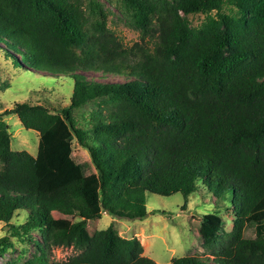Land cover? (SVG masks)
Wrapping results in <instances>:
<instances>
[{"label": "trees", "instance_id": "1", "mask_svg": "<svg viewBox=\"0 0 264 264\" xmlns=\"http://www.w3.org/2000/svg\"><path fill=\"white\" fill-rule=\"evenodd\" d=\"M118 9L140 33L131 47L97 0H0L13 67L71 84L60 110L23 101L0 112L2 229L40 234V255L23 264H49V247L78 251L56 264H156L136 238L98 230L102 214L141 220L147 195L179 194L184 209L202 189L220 208L188 225L209 253L169 264H264V0H119ZM195 15L197 28L186 19ZM96 102L87 117L72 114ZM8 115L38 134L35 156L11 150ZM74 142L88 161L74 158ZM53 213L72 224L55 229ZM11 247L0 238V257Z\"/></svg>", "mask_w": 264, "mask_h": 264}, {"label": "rangeland", "instance_id": "2", "mask_svg": "<svg viewBox=\"0 0 264 264\" xmlns=\"http://www.w3.org/2000/svg\"><path fill=\"white\" fill-rule=\"evenodd\" d=\"M97 1L108 14L106 27L114 33L124 47H131L140 41L139 31L130 27L119 11V0ZM186 19L191 27L197 28L203 22L204 16H187ZM5 52L4 45L0 43V112L11 110L14 103L23 101L44 105L55 110H60L69 104L70 83L43 81L36 73L32 75L27 70L15 69ZM93 76L97 79L100 77L99 75H89L88 77ZM103 81L123 82L122 79L114 76L105 77ZM5 86H9V88L5 89ZM97 104L98 102L87 105L73 111L72 114L78 120L87 117L97 111L99 106ZM4 122L12 137L11 150L26 151L35 156L38 134L25 130L15 115L4 117ZM72 151L76 160L88 161L87 153L76 142L73 143ZM212 202V198L206 196L202 189L188 198L184 209L182 208L183 198L179 194L169 197L149 194L146 198L147 215L145 218L141 220L117 219L103 213L97 229L105 230L109 225H113L122 238H136L143 246V256L156 264H169L175 258L186 256L207 257L209 252L203 248L198 232L189 227L188 219L200 221L203 216L220 208L215 207ZM220 216L225 220L223 230L229 231L231 229L230 218L223 212L220 213ZM52 218V225L55 229H67L72 224L70 220H65L55 213L52 214ZM23 222L22 214H17L13 221L15 225L23 224ZM6 235L12 247L0 257V264H23L40 255L36 247L37 243L42 245L38 232L31 231L26 237H11L9 233L4 232L2 224H0V238ZM90 236L89 231L84 232V238ZM44 251L49 264L66 262L78 254V251L72 247H49Z\"/></svg>", "mask_w": 264, "mask_h": 264}]
</instances>
